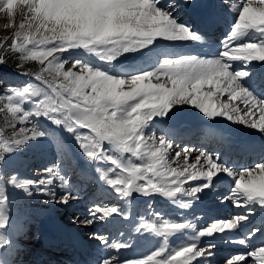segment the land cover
I'll return each instance as SVG.
<instances>
[{
    "label": "snow or ice",
    "instance_id": "snow-or-ice-1",
    "mask_svg": "<svg viewBox=\"0 0 264 264\" xmlns=\"http://www.w3.org/2000/svg\"><path fill=\"white\" fill-rule=\"evenodd\" d=\"M220 3V12L196 16L197 0H0V12L11 19L19 7L22 18L10 43H0V49L41 65L31 74L39 84L30 82L0 94V112L11 114L9 123L31 125V129L20 128L22 138L0 136V264H12L11 237L19 231L10 213L9 187L30 197V188L35 186L43 190L46 203L67 206L79 196L62 171L65 167L84 173L82 186L96 180L91 175L94 166L99 181L114 190L117 198L158 194L182 209L228 183L227 194L217 198L221 204L230 201L242 210L234 219L199 230L191 220L143 223L136 232L163 237V243L156 242L144 258L113 255L96 264H210L216 247L214 234L236 229L250 217L254 227L246 239L264 235V158L237 169L227 166L219 153L201 151L193 156L191 147L174 150L165 127L183 111L176 106L190 105L213 124L218 123L215 118H223L258 130L264 137V0ZM225 12L232 14V22L224 38L212 47L209 36ZM181 13L196 16L193 23L199 27L186 22ZM206 44L207 51L199 54L176 50ZM93 55L104 66L86 58ZM5 62L0 55V64ZM25 104L29 107H22ZM42 120L68 134L63 137L65 144L71 140L82 150L84 169L70 150L57 143V160L38 183L21 180L10 171L22 149L50 138ZM154 128L159 132L150 131ZM181 161V166H173ZM57 182L59 195L53 187ZM183 197L191 199L185 202ZM113 214L123 212L114 205L96 203L87 217L76 222L93 225ZM187 230L192 233L190 242L169 246L170 235ZM205 237L211 238L207 244H203ZM95 238L108 250L135 246L134 238ZM220 238L246 243L245 238L236 240L227 234ZM246 257L264 264V243L246 255L234 254L227 264H249Z\"/></svg>",
    "mask_w": 264,
    "mask_h": 264
},
{
    "label": "rangeland",
    "instance_id": "rangeland-1",
    "mask_svg": "<svg viewBox=\"0 0 264 264\" xmlns=\"http://www.w3.org/2000/svg\"><path fill=\"white\" fill-rule=\"evenodd\" d=\"M185 21L190 23L189 19L187 18ZM21 22H22V18L19 7L14 9V15L11 19H9L6 12H0V43H4V44L10 43V40L13 37V33L16 30H18V25ZM6 25H11V26L6 27ZM212 45L217 46L215 44ZM0 55H2L6 61L5 63L0 64V94L6 92L8 88L25 87L30 82L33 83L34 85L39 84V82L35 81L34 77L31 75L32 73L38 72L40 70L41 65L38 61H31V60L22 61L20 59L19 53H15L12 52L11 50H5V49H0ZM86 58L90 59L91 62L93 63H99L101 66H104L103 62L98 61V58H96L94 55L88 56ZM235 63H239V62H235ZM25 73H27L28 75H25ZM3 103H6V101ZM22 107H29V106L25 104L22 105ZM176 107L183 108V111L179 112L177 115L183 117L185 121V125L189 130H193L196 128V126H198L209 130H215V131L218 130L219 132L224 131L227 134L226 137H230V135L232 137V134L231 132H229V130L231 131L232 129L242 130L243 132H245L243 133L241 131L244 134V136H242L243 139L246 138L247 131L255 130V129L247 128L246 126L241 124H234L222 118L221 120L220 118H215L216 121H218V123L213 124V121H210L206 117H203V114L199 113L198 109H194L190 105L188 106L179 105ZM9 121H11V114L7 113V111L0 112V136L6 139L11 140L12 138H22L20 135H18L21 127H27L31 129V125H20L18 122H16L15 126H13L12 124L9 123ZM42 123L43 125L46 126L48 130H50V138L41 140L37 143H32L31 145L27 146L25 149H22L19 152V154L13 158V164L11 166L10 171H12L13 174H17L18 178L21 180L30 179L38 183L40 179L45 177V169L50 165L54 164L57 160V152L55 147L57 143L63 144L66 150H70L75 156L80 166V169H84L86 167V158L81 155L82 150H80L78 146L71 140H69L67 144H65L64 142L63 137L67 136L68 134L58 132V130L55 129V126L51 125L50 122L46 120H42ZM223 123H225V125ZM165 127L168 130L169 134H175L172 131H169L168 128L171 127H168L166 125ZM150 131H154L158 133L159 129L154 128L151 129ZM256 134L258 135L260 134L258 130H255V135ZM170 139L174 140L173 137ZM176 142L177 141L174 142V146H175L174 150H179L180 148L183 147H190L185 145L180 146L179 143ZM226 143L229 142L226 141ZM199 152L201 151L195 148L193 152V156L199 154ZM210 153H214V152L210 151ZM172 154L174 155V152ZM182 163L183 161L180 162V165L173 164V166H181ZM98 166L109 167L111 165L99 164ZM62 171L67 175V177L71 181V184L74 186L73 191L76 192L79 196L78 200L70 202V204L67 206L58 205L56 203H51V204L46 203V200L48 198H46L42 194L43 190L42 189L37 190L35 186H32L30 188V190L33 193V195L30 197L24 194L22 190H14L9 187L8 192L9 195L12 197L10 213L14 222L17 224L19 228V231L14 233L11 237L13 240L14 249H13V254L11 257H9V259L10 261H12V264H31V261L29 259L32 257L33 255L32 253H34V251L48 254V252L52 248V246L49 245L52 239H50L51 232L47 231V228L45 227H47L48 224L47 222L50 220L56 222L60 221L59 222L60 226L66 230L65 233H63L65 236L68 235L73 237L72 234L74 233L75 235H77L78 237L77 239H79L82 242L86 241L87 244L92 248L91 253L94 254L96 261L102 260L105 257H110L113 255L117 256V251H118L116 249H112V250L105 249L100 244V241L95 238V236L97 235L104 236L109 240L115 239L117 241L121 239L134 238L133 243L135 244L138 243L140 240L139 235H134V233L136 232L135 229H137V227L140 228L141 224L143 223H147V222L163 223L164 219H167L170 222H184L190 220V216L188 215L183 216V220L182 218H178V215L181 214V212L179 211L178 203H173L170 199L166 197H160L158 194H153V196L145 197L141 194L134 193L133 197L130 199L117 198L114 190H112L109 186L103 184V182L99 181L98 174L95 172L94 166L91 167V175L95 176L96 180L99 183H96L97 182L96 180L93 181L92 187H89V185H87L88 183H86L82 188H77L82 183L81 182V179L83 177L82 174L84 175L82 171L80 170L70 171L68 170L67 167L62 169ZM196 182L198 181H189L188 184L200 183V181L198 183ZM184 186L187 187L188 185L186 184ZM53 187L54 190L57 191L59 195L60 189L58 187V182L57 185H54ZM222 193L223 192L210 193L208 196L203 198V205H209L213 202L219 203L218 201L220 200L219 199L215 200V199L218 197L219 194ZM182 199L185 202H188L191 198L183 197ZM212 200L215 201L210 202ZM194 202H192V206L187 208L186 210L192 208L196 210L201 209L200 204L197 203L194 204ZM96 203L107 206L114 205L124 213L126 211L125 213L126 215L125 214H123L124 216L120 215L121 216L120 220L122 223L120 224H117V222L114 223V221L119 220V219L115 220L119 218V216H116L115 214L107 218L106 221H97L93 225H85L83 223L76 222V218H80L81 220H83L85 217H87L89 213V209ZM220 205L221 203L219 205L216 204L215 206L219 207ZM81 208H83V212L81 213L79 211L77 212V210H81ZM75 212H77L78 214H74ZM190 214H193L192 222L193 223L197 222L196 220H194L196 217H198L197 211L196 213H194V211H190ZM202 214L204 215L205 213ZM214 214H215L214 212H211L206 216H204V218H200V219L206 220V223H213L214 221H216V220L212 221L211 219V216ZM222 217L223 216L218 218H222ZM234 218L235 217H232L230 219H234ZM34 221H36V223ZM205 225H208L207 227L211 226L209 224H203V226ZM258 225L259 224L257 222L256 226ZM133 227H134V231L133 233H130L129 229ZM197 229L198 230L203 229V227L199 225L197 226ZM227 231L233 232L234 229L225 230V232ZM217 235L214 234L215 237ZM183 236L190 241L191 238L187 233V231L184 232ZM210 239L211 238L209 237H205L202 240L209 241ZM225 244L229 245L230 243L227 244L226 242ZM2 251L3 250H0V252ZM215 256L216 254L215 252H213V255L209 258L210 261L214 260ZM43 260L44 258L41 257L39 260H37V264H43ZM253 263H255V261ZM33 264H35V262ZM216 264H226L225 258L218 259Z\"/></svg>",
    "mask_w": 264,
    "mask_h": 264
},
{
    "label": "bare ground",
    "instance_id": "bare-ground-1",
    "mask_svg": "<svg viewBox=\"0 0 264 264\" xmlns=\"http://www.w3.org/2000/svg\"><path fill=\"white\" fill-rule=\"evenodd\" d=\"M217 1V2H216ZM216 2V3H215ZM197 4H198V6H197V9H200V10H209V9H214V8H216V7H218L219 8V10H218V12H220L221 11V8H222V5H221V3H220V1H218V0H197ZM196 9V10H197ZM186 16H189V17H191V14H189V15H186ZM227 16V17H226ZM223 17L224 18H229V19H231L232 20V14L230 13V12H225V13H223ZM178 43H180V42H178ZM212 47H215L214 45H212ZM198 51H201V52H203V51H207V47H206V45H204V46H197V47H195ZM178 49V48H177ZM90 58V57H89ZM188 106V105H187ZM223 119V118H222ZM220 120H221V118H220ZM224 121V120H223ZM222 122V121H221ZM224 125H225V123H223ZM227 125V124H226ZM229 125V124H228ZM230 126V125H229ZM228 126V127H229ZM227 128V127H226ZM230 128V127H229ZM242 128V127H241ZM169 129V131H172L173 133H176L177 131H180L181 129H172V128H168ZM247 129V128H246ZM248 130V129H247ZM242 130H235V129H232V131L231 130H229V132H231V134H232V137L230 136V138H229V140L228 139H226V141L227 142H232V141H235V142H239V141H241V140H243L242 139V136H244V134L243 133H245V132H241ZM246 131V130H245ZM251 135H253V136H251ZM258 134H256L255 135V130L254 131H247V133H246V140H250V139H252V138H257L258 139V137H256ZM258 142H259V139L257 140ZM257 146H254V145H252V148H258V146H259V143H257L256 144ZM129 206V205H128ZM232 206H234V205H232V203L230 202V201H226L225 203H223V204H221L219 207H220V209H230ZM127 207V206H126ZM222 207V208H221ZM123 212V211H122ZM128 212V211H127ZM125 213H126V211H125ZM124 212H123V214H125ZM74 214H78L77 212L76 213H74ZM126 215V214H125ZM216 216H218V217H221L222 215H219V214H217ZM251 219V218H250ZM49 223L52 225L51 226V232L53 231V232H58V233H61L63 230H64V228H62L61 226H60V224H58V223H56L55 221H49ZM243 224V222H241L240 224H239V226H241ZM56 227V228H55ZM45 228H47V227H45ZM67 228V227H66ZM138 228V227H137ZM237 229V228H236ZM236 229H234V231H233V234L235 235L233 238L234 239H236V240H238V239H240V237L239 236H241L240 234H236ZM65 233V232H64ZM73 233V232H72ZM218 233H216L215 235H217ZM225 234H227V235H230L231 234V232L230 231H227V232H225V233H219L217 236H216V239H215V241H217V242H221L222 240H221V236H223V235H225ZM141 235H146V237H148V238H151V239H156L157 238V240L158 239H160L161 237H156V238H153V234L152 233H149V232H142L141 233ZM168 240H169V246L170 247H178V246H180L181 244H184V243H188V242H190L186 237H184L183 235H178V234H176V233H173L172 235H170L169 236V238H168ZM74 242H77V243H79L80 242V240H78V239H76V240H74ZM159 243H163V242H159ZM234 246V245H237V243H234V242H232V241H230V244L228 245V246ZM238 246V245H237ZM81 248H83V249H87V248H85L86 247V245H81L80 246ZM229 247V248H230ZM153 249V248H152ZM151 249V250H152ZM233 249H235V248H233ZM245 249V248H244ZM150 250V251H151ZM126 251V250H125ZM150 251L148 252V253H150ZM127 252H128V254H129V250H127ZM219 254L221 255L222 254V252L221 251H219ZM247 253H245V255H246ZM132 257H138V258H144V254L143 255H141V256H132ZM132 257H130V255H129V257L128 258H132ZM216 258H218V256L216 257ZM247 259H251L250 257H246ZM253 259V258H252ZM254 260V259H253ZM258 261V260H257ZM249 264H260V262H255V263H249Z\"/></svg>",
    "mask_w": 264,
    "mask_h": 264
},
{
    "label": "water",
    "instance_id": "water-1",
    "mask_svg": "<svg viewBox=\"0 0 264 264\" xmlns=\"http://www.w3.org/2000/svg\"><path fill=\"white\" fill-rule=\"evenodd\" d=\"M183 122V118L181 116L176 115L171 121H169L167 124L171 126L179 125Z\"/></svg>",
    "mask_w": 264,
    "mask_h": 264
}]
</instances>
